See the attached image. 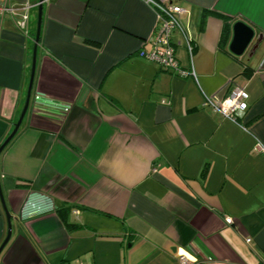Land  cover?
Segmentation results:
<instances>
[{"label": "crops", "instance_id": "0c3cea01", "mask_svg": "<svg viewBox=\"0 0 264 264\" xmlns=\"http://www.w3.org/2000/svg\"><path fill=\"white\" fill-rule=\"evenodd\" d=\"M176 2L188 76L139 55L148 0L44 1L28 112L0 154V246L6 207L15 226L0 264H264V0ZM38 9L0 0V146L25 104ZM239 20L256 32L240 56ZM231 83L249 93L238 121L216 110Z\"/></svg>", "mask_w": 264, "mask_h": 264}, {"label": "built area", "instance_id": "2783aa9c", "mask_svg": "<svg viewBox=\"0 0 264 264\" xmlns=\"http://www.w3.org/2000/svg\"><path fill=\"white\" fill-rule=\"evenodd\" d=\"M149 4L156 9V24L152 34L143 41L139 55L148 60L157 62L163 69L171 70L178 75L188 76L194 74V70L185 68L181 65L176 54L177 44L174 42V31L181 24V17L187 9L177 4L176 0H166L159 3L155 0H148ZM28 15H25L20 22V26L26 25ZM227 93L222 100V105L216 110H220L223 115L234 121L239 120V114L249 108V93L243 87L233 83L227 89ZM254 150L262 151L264 146L257 142ZM226 222L231 223L232 218L226 217ZM182 264H195L184 256H180ZM124 264V263H120Z\"/></svg>", "mask_w": 264, "mask_h": 264}, {"label": "water", "instance_id": "95a60500", "mask_svg": "<svg viewBox=\"0 0 264 264\" xmlns=\"http://www.w3.org/2000/svg\"><path fill=\"white\" fill-rule=\"evenodd\" d=\"M44 1L45 0H39V9H38V22H37V32L35 35V44L33 47V57H32V68H31V72H30V80H29V84H28V91H27V95H26V100H25V104L24 107L22 109V112L18 118V120L15 122V127L14 130L8 135V137L5 139V141L3 142V144L0 146V154L3 152L4 147L15 137V134L17 133V131L19 130V128L22 125V121L26 116V113L28 112L27 109L29 107V103H30V96L33 90V83H34V79H35V70H36V59H37V47L39 45L40 42V35H41V29H42V20H43V5H44ZM232 30H233V36L231 39V43H230V50L236 54V55H241L244 54L245 50L252 44V40L255 37V29L250 26L249 24H247L245 21L243 20H239L238 22H235L232 26ZM3 200V197H2ZM4 204V201H3ZM5 208V205H4ZM6 212H7V221H8V229H7V237L4 239V241L1 243L0 246V253L2 252V250L7 246V242L11 239L14 231H15V226L13 225V222L11 220V214L9 209H7V207L5 208Z\"/></svg>", "mask_w": 264, "mask_h": 264}, {"label": "trees", "instance_id": "16d2710c", "mask_svg": "<svg viewBox=\"0 0 264 264\" xmlns=\"http://www.w3.org/2000/svg\"><path fill=\"white\" fill-rule=\"evenodd\" d=\"M227 33H228V30L225 29V27L223 28V32L221 34V37H220V44H224L225 43V40L227 38Z\"/></svg>", "mask_w": 264, "mask_h": 264}]
</instances>
